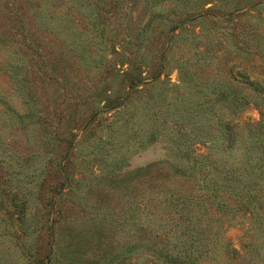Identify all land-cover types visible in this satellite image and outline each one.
Wrapping results in <instances>:
<instances>
[{
	"label": "trees",
	"instance_id": "16d2710c",
	"mask_svg": "<svg viewBox=\"0 0 264 264\" xmlns=\"http://www.w3.org/2000/svg\"><path fill=\"white\" fill-rule=\"evenodd\" d=\"M2 1L0 71H6V86L13 93L0 92V121L15 124L33 139L30 148L9 156L14 164L0 158L1 172L7 173L8 164L18 166L1 182L14 191L21 227L20 235L1 234L2 242L20 241L28 264H64L65 250L88 254L91 262L111 254L105 264H264V156L258 159V153L264 154V123L244 128L236 119L248 96L237 84L246 85L264 105V0L260 5L252 0H173L176 6L166 12L156 11L162 0H151L146 22L123 10V0ZM66 4L72 8L62 11ZM257 6L255 19L262 27L258 70L253 58L242 56L239 42L249 49L245 38L238 41L258 27L240 22L242 32L230 30L233 20ZM5 19L11 24L6 28ZM221 20L226 32L204 50L195 43L198 34L191 42L180 36L192 22ZM155 22L167 29H161L165 40L158 35L153 45ZM222 45L226 58L219 80L215 74L209 77L206 68L213 67L210 59ZM63 51L75 57V68ZM175 51L183 55L175 59ZM173 61L180 63L188 82L169 95L166 69ZM12 94L21 109L10 105ZM160 135L175 151L176 164L158 162L111 185L95 175L93 169L116 178L132 149L147 147ZM115 201L128 205L119 223L106 214ZM75 209L88 220L86 232L73 223L60 236L61 246L60 238L57 243L47 239L44 246L32 243L35 235L38 240L45 231L50 237L55 226L70 222ZM27 216L36 219L32 227ZM238 220L248 225L244 235L252 233L237 249L226 231ZM258 233H263L260 246L254 243ZM1 257L0 264H11Z\"/></svg>",
	"mask_w": 264,
	"mask_h": 264
},
{
	"label": "rangeland",
	"instance_id": "374dc122",
	"mask_svg": "<svg viewBox=\"0 0 264 264\" xmlns=\"http://www.w3.org/2000/svg\"><path fill=\"white\" fill-rule=\"evenodd\" d=\"M12 1L13 0H10V2ZM64 1H67V0H64ZM150 1L151 0H123L122 9L131 10L134 20L140 17L141 22H146L148 20L150 11L152 10L151 8L154 7V3H150ZM84 2H90V0H84ZM253 2H256V3L258 2L257 5H260L262 3L261 0H252V3ZM0 4L3 5L4 4L3 1ZM159 4L155 7L156 11L158 12H166L168 9L176 6V3L173 0H162V2ZM22 5H23L22 10L26 11L27 14L29 15L28 11L30 9L28 8L29 7L28 4H25L24 1H22ZM70 8L72 7H70L69 4H66L65 7L61 8V10L67 11ZM250 9H251L250 14L247 11L243 13L242 18H240L239 21L233 20V23L230 25L231 26L230 30H232V28L233 29L235 28L236 31L234 32H242L241 27H239L240 22L242 23L249 22L250 24H255L258 27V31H256V33H254L253 35L251 36L240 35L238 38V41H241L242 38H245V41L247 42L245 46L249 48L248 50L244 49L243 48L244 44L242 42H239V47L241 48L242 56L248 54L250 58H253V60H255L254 66L256 70H258L260 58L262 57H260V54L258 53V50L256 49V45L258 46V44L261 41L262 35H260V29L262 27H261V22H259L260 20L258 19V22L256 23V19H255V18H258L259 16L258 6L255 8H250ZM179 11L183 12L184 9L179 8ZM263 11L264 9H261L262 13ZM82 12H86V10H82ZM222 21L223 20L211 21L205 24H200L198 22H195L194 24H192L193 23L192 22L191 25H189V27L187 28V31L181 32L180 36H184L185 38L188 37L187 39L191 42V40L195 39L194 34H198V38L196 39L195 43H197L198 47H200L201 50H204L205 49L204 46L207 43L213 42L216 39L215 37L217 35H219L222 32H226L227 30L226 24ZM3 24L5 28L11 25L9 24V21L7 19H5ZM162 28L164 29V32L167 29L165 27H162ZM162 28L159 23L157 22L153 23V30L150 34V42L153 45H156V41H157L156 39L158 35H160L161 42L165 40L166 34L163 35V33H161ZM47 38L52 39V37L50 36H47ZM55 41L56 40H53V42ZM116 42H119V41H116ZM217 42H220V41H217ZM55 44H58V42H55L54 45ZM217 45L218 44L214 45L215 48L217 47ZM86 50L90 55H93V57L96 56L95 52H92L91 48H86ZM63 53H68L66 59L69 62L70 66L75 68L74 66L75 57H73L67 51L65 52L63 51ZM181 55H183L182 52L175 51V53L173 54V57L175 59H179ZM225 55H226L225 46L222 45V49L218 53V55H216V57H211L210 59L211 66H213L214 69L213 67L210 68V66L206 68L207 69L206 74L209 77L215 74L216 79L223 80V77H224L223 72L220 71V73L218 74V70H220L223 62L225 61V58H226ZM166 73L168 74V80H169L168 83L166 84V88L168 91L167 93L169 95H172L175 92H177L179 89L182 88L184 84L188 82V76L185 75L184 69H180V63L177 64L174 61L171 62L170 65H168V68L166 69ZM7 82H8L7 73L3 69H1L0 71V92L3 94H6L10 90V86H6ZM237 85L239 87H242L247 92L248 96L246 97V103L242 105L241 110L236 119H238L241 122V125H243L244 128L250 125L252 126V128L255 127L257 129L259 128L260 124H262V122L264 123V105L259 102V99L256 98V95L250 93L249 91L250 89L246 85H243L240 83ZM10 92L12 91L10 90ZM48 93H49V96L52 97V100H54L53 98L55 97V94H56L54 89L53 88L49 89ZM12 95L13 96H11L12 101L10 105H12V107L16 109H21L19 97L16 94H12ZM257 114L259 117L258 119H257ZM106 116L108 117L110 115L106 114ZM107 117H103L104 119L103 121H105ZM3 120L5 119H1L0 121V136H1L0 137V151H2L0 152V158L5 157L4 159L14 164V162L9 158V156L14 155V154L17 155L19 151L26 150V148L28 147L30 148V145L33 143V139L31 137L27 138L23 133H21L20 131H17L15 124L12 126L5 125V124H10V123L3 122ZM83 131H84V128L81 129V132L78 134L80 135L81 133H83ZM94 137L96 138L97 136H94ZM6 148H9L11 150V154L7 153L6 150L4 151L5 153H3V150ZM38 150L42 151L43 147H40ZM1 153L3 154V156L1 155ZM25 154L29 156L31 155V151L25 152ZM127 155L128 156H126V166L121 171L120 175L117 176L116 178L113 177L114 175L113 176L112 175L111 176L102 175L98 173L96 169H93L94 167H92V169L95 170L94 171L95 175L97 176L99 175V177H101L102 179H105V181H103L105 184L107 183L111 185L114 179H115V182L118 183L121 181L120 179L124 175L130 172H133L137 169H144L147 166L158 163V162H169L172 164H176L178 162V159L175 156V151L169 146L166 139L162 135L158 136L157 140L154 141L151 145L147 147H142V148H139V147L134 148ZM260 156H264V154L258 153V159ZM5 167H6L7 173L0 171V204L2 205V208H4L3 211H0V235L1 234H13V233L20 235L21 227L19 225V222H17V219L19 217H17L16 208L14 207V204L16 202L15 200H12L14 191L13 189H8L5 186H3L1 182V178L3 176L6 179L10 178V176L13 175L11 173L17 170L18 166L17 165L9 166L8 164ZM46 184L50 185L49 178H47ZM91 185L92 187H96L95 183H92ZM112 207L114 208L112 210H107L108 213L106 214L107 215L109 214L110 217L111 215L112 217L114 216L113 219L115 220L116 223H119L120 221L124 220V216L128 215L126 212L127 207H128L127 204H123L121 206L120 202L115 201V204L110 205V209ZM6 213L7 214L11 213V215L10 217H6L4 219L3 217L5 216ZM30 213L31 215L34 214V210L33 209L30 210ZM68 218H72V220L70 222H66L64 225L61 224L59 226L54 227L52 236L47 237L46 236L47 234L44 231L42 232V234H40L38 240H35L36 237L38 236V235H35V237L32 239V243L35 245L37 244L38 246L40 245L44 246L47 239L50 240V238H54L55 243H57V240L59 238L60 239L62 238L60 237L61 235L67 234L66 225L69 226V225H72L73 223L75 224L77 223V228L80 229L82 232H86L88 230V220L86 219L85 215L79 210L77 209L73 210L68 215ZM25 219L27 221V224L31 225V227L34 225V221L36 220L35 218H32V216H27V218ZM247 226L248 225L245 224L242 220H238L236 223L233 222L232 225L227 228L226 235L229 238L233 247L238 249L240 246L241 240L244 243L249 242L250 239L248 238V236L249 234L252 233V231L250 230L247 234L244 235V232L247 229ZM262 234L263 233H258V235L255 236L258 238L254 241V243L257 242L258 246L262 245L263 243ZM121 235L125 236L126 239L128 238L126 234H121ZM63 244L64 242L61 239V242H59V245L61 246ZM119 244L120 243L114 244V247L118 246ZM65 251H67L66 253L67 260L65 261L64 264H105V263H109L111 259V256H110L111 254H107L105 256L102 255V258L104 259L97 258L96 259L97 261L91 262L90 260L87 259L88 257H90L88 256V254L83 253V255L80 256V255L70 253V250H65ZM0 257L2 260H5L6 258V260L9 261L11 264H28L22 258V253L20 250V241L19 242L10 241L9 243L6 240L2 242V240L0 239ZM260 259L264 261V258L262 256H260ZM260 259H258V261H260Z\"/></svg>",
	"mask_w": 264,
	"mask_h": 264
},
{
	"label": "clouds",
	"instance_id": "9594fccd",
	"mask_svg": "<svg viewBox=\"0 0 264 264\" xmlns=\"http://www.w3.org/2000/svg\"><path fill=\"white\" fill-rule=\"evenodd\" d=\"M259 117H258V114H257V119H258Z\"/></svg>",
	"mask_w": 264,
	"mask_h": 264
}]
</instances>
